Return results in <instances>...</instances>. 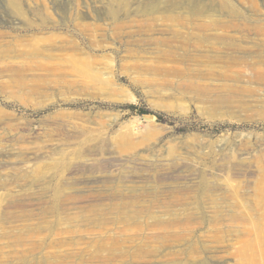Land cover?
<instances>
[{
    "label": "rangeland",
    "instance_id": "rangeland-1",
    "mask_svg": "<svg viewBox=\"0 0 264 264\" xmlns=\"http://www.w3.org/2000/svg\"><path fill=\"white\" fill-rule=\"evenodd\" d=\"M181 263L264 264V0H0V264Z\"/></svg>",
    "mask_w": 264,
    "mask_h": 264
},
{
    "label": "bare ground",
    "instance_id": "bare-ground-1",
    "mask_svg": "<svg viewBox=\"0 0 264 264\" xmlns=\"http://www.w3.org/2000/svg\"><path fill=\"white\" fill-rule=\"evenodd\" d=\"M199 9H200V8H198V7H194V6H193V7H190V8H189V10H190L189 12H191V13H198V12H199ZM200 11H201V10H200ZM181 264H190V263H181Z\"/></svg>",
    "mask_w": 264,
    "mask_h": 264
}]
</instances>
